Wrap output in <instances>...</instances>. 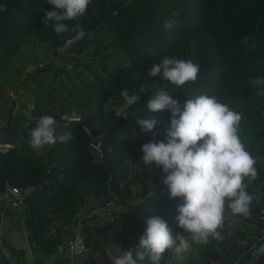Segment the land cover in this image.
I'll return each instance as SVG.
<instances>
[{
	"label": "trees",
	"instance_id": "obj_1",
	"mask_svg": "<svg viewBox=\"0 0 264 264\" xmlns=\"http://www.w3.org/2000/svg\"><path fill=\"white\" fill-rule=\"evenodd\" d=\"M0 5L4 6L0 10V104L11 103L6 108L8 115L0 119V136L10 129L16 95L20 93L18 90L11 95L7 88L18 87L27 64L42 63L30 70L33 107L32 118L23 130L25 138L0 148V191L6 183L34 186L23 199V221L43 255L63 242V225L72 222L90 196L97 200V206L114 201L127 209L117 210V218L116 209L111 217L97 213L83 217L81 232L88 259L80 264H114L117 253L119 257L138 246L146 229L144 218L151 215L166 220L174 235L183 232L175 219L183 198L170 199L162 169L154 163L146 166L142 160V145L153 139L166 142V129L170 127V109L151 112L146 107L154 98V83L167 84L166 90L181 107L196 95L208 94L242 111L246 148L253 156L264 155V96L255 95L250 85V79L264 76V0H91L79 20L78 31L94 29L101 23L99 29L63 53H92L93 60L82 68L77 62L67 68L63 62L43 63L49 54H58L66 39L77 34H57L51 24L45 26L46 12L55 10L49 0H0ZM176 12L179 15L174 17ZM170 19L178 20V25L165 29L164 23ZM66 23L74 27L76 22ZM105 48L108 51H103ZM164 55L198 64L197 82L182 87L168 84L163 81V69L150 76L153 64H159ZM49 69L53 70L51 74ZM57 74L60 86L55 85ZM140 85L147 87L148 93L140 92ZM124 88L141 97L126 111L119 95ZM109 99L112 110L106 113L104 105ZM72 107L77 108L82 120L65 123L60 113ZM42 115L56 119L57 135L70 131L73 138L66 144L46 146L37 156L29 144V131ZM142 117L159 122L153 130L155 136L136 124ZM82 124L90 128V134ZM95 138L101 140V161H95L90 150ZM256 167L258 178L247 188L253 196L264 194V161L257 162ZM251 205V213H258L262 236L238 232L244 245L256 248L264 242V201L253 199ZM230 213L226 208L222 241L192 245L190 251L199 253L204 264L219 262L227 252L224 232L231 228L227 219ZM54 220L61 224L48 230ZM242 221L248 227L246 219ZM172 255L165 253L168 264ZM34 264L46 263L38 259Z\"/></svg>",
	"mask_w": 264,
	"mask_h": 264
},
{
	"label": "clouds",
	"instance_id": "obj_2",
	"mask_svg": "<svg viewBox=\"0 0 264 264\" xmlns=\"http://www.w3.org/2000/svg\"><path fill=\"white\" fill-rule=\"evenodd\" d=\"M55 10L47 11L43 22L51 24L57 34L77 31L83 36L79 20L86 14L91 0H49ZM179 13H173L178 16ZM66 21H75L70 27ZM178 20L164 23L165 29H173ZM163 69V81L182 87L196 83L200 66L192 60L162 56L159 64H153L150 76H156ZM250 85L257 96H264V76L250 79ZM156 89L154 98L147 103V109L157 112L170 109V127L164 140L146 142L142 145V160L146 166L161 168L165 177L169 198H183L175 216L183 232L173 234L169 224L162 217L151 215L144 218L146 229L133 250L124 251L114 264H168L165 253H174L185 258L192 245L207 246L213 240L224 239L222 230L226 208L233 215L249 217L254 196L249 194L248 184L258 178L257 160L247 150L242 139L244 113L221 101L215 95L200 94L188 99L181 107L180 102L166 90L167 84L152 85ZM140 92L149 89L140 85ZM123 110L137 103L141 97L124 88L119 93ZM112 110L111 99L104 105L107 113ZM159 122L154 118L142 117L136 121L141 131L152 132ZM56 119L42 115L36 127L29 131V144L39 156L46 146L66 144L72 133L56 134ZM63 180V176L60 177ZM247 181V182H246Z\"/></svg>",
	"mask_w": 264,
	"mask_h": 264
},
{
	"label": "rangeland",
	"instance_id": "obj_3",
	"mask_svg": "<svg viewBox=\"0 0 264 264\" xmlns=\"http://www.w3.org/2000/svg\"><path fill=\"white\" fill-rule=\"evenodd\" d=\"M109 48H105L103 51H108ZM102 51V52H103ZM110 51V50H109ZM85 52H81V53H66L63 54L62 52H60V50L58 49V56H53L51 54H49L48 58L46 61H44L43 63H46L47 61H51L54 60V65L57 63H64L65 67H70V66H74L72 65V63H79L78 67H84L85 64L87 62H90L93 60L92 57L93 54L92 53H86ZM101 52V53H102ZM43 56V55H41ZM72 56V57H71ZM71 57V58H70ZM75 57V58H74ZM98 56H96L95 58H97ZM112 56H110V58L108 57V60L111 61ZM70 58V59H69ZM42 64V63H41ZM39 64H34V63H29L27 64V66L25 67L24 73L22 78H20V80H18L19 84L18 87L16 88L15 86H11L9 88H7V91L9 92V94L12 95H16V91H20L19 96L16 95V102L14 105V109L16 108L17 104L22 101L25 102L27 104V106L29 107V109H32L33 107V92H32V88L33 85L31 83L30 85V81L29 79L31 78L30 73H31V69L36 66L41 65ZM52 69H49L50 74L52 73ZM49 74V76H50ZM48 76V77H49ZM16 85V84H15ZM55 85L60 86L61 82L59 81L58 78V74L56 76V81H55ZM32 104V106L28 105ZM11 103L5 101L4 103L0 104V119H3L5 117V115H8V112L6 110L7 107H10ZM13 109V111H14ZM75 110L77 112H79L77 110L76 107H72L69 111ZM13 111H12V115H13ZM65 113V112H64ZM63 114L60 113V115ZM31 115V112H30ZM254 158H256L257 162L260 161H264V155H254ZM264 201V199H262ZM99 214H103V215H109L110 213H112V211H108L103 209V211L98 212ZM242 219H246L248 223V227L246 225L243 224H238V222L234 221L233 219H231L232 217L228 218V221L231 222L230 223V229L226 232H224V236H225V242L227 243V252H225L222 256V259L219 262H214V264H240L243 262L245 255H247L248 252H250L252 249H255L254 245L247 247V244L244 245L243 241H241L240 237H239V232L238 230H241L242 233H247L259 238L262 236V227L260 226V223H258L257 220H259L258 218V213L256 215L252 214L249 217H243L241 216ZM255 251V250H254ZM182 263H181V262ZM169 264H204L203 263V259L201 257V255L199 253H193V251H190L188 253L185 254V258L184 259H180L179 257H177L174 253L170 258ZM264 264V263H263Z\"/></svg>",
	"mask_w": 264,
	"mask_h": 264
},
{
	"label": "crops",
	"instance_id": "obj_4",
	"mask_svg": "<svg viewBox=\"0 0 264 264\" xmlns=\"http://www.w3.org/2000/svg\"><path fill=\"white\" fill-rule=\"evenodd\" d=\"M31 118L32 116L30 115V120ZM23 201L20 203H10L9 205L0 206V244L3 247V256L0 260V264H34L38 259L44 260L46 264H69L66 257L57 251V247L52 253L46 255H43L39 251L30 231L24 225L23 211L25 208ZM96 201L97 200L92 196L88 197L86 205L80 208L79 212H77L74 217L75 220L73 219L72 222L63 225V241L66 237L72 234L73 230H75L74 226L80 221L79 217H81L86 211L92 208L99 209L98 212L103 211L100 210L102 206L96 205ZM97 214L101 216H109L101 213ZM230 217L238 222V224L244 225L240 215H233L230 213L228 218ZM60 224L61 222L54 220L50 223L48 230H52ZM225 244L227 245L226 242ZM80 263L81 262L78 260H73L70 264Z\"/></svg>",
	"mask_w": 264,
	"mask_h": 264
},
{
	"label": "built area",
	"instance_id": "obj_5",
	"mask_svg": "<svg viewBox=\"0 0 264 264\" xmlns=\"http://www.w3.org/2000/svg\"><path fill=\"white\" fill-rule=\"evenodd\" d=\"M4 6L0 5V10L3 9ZM29 106H32L30 104ZM60 118L65 122H71V121H81V114L75 110L65 112L61 114ZM83 130L90 134V128L86 124H82ZM96 142L93 144V140L91 141V145L100 153V156H102V151H101V140L100 138H95ZM8 146H1L0 148H5ZM34 191V186L33 185H27L24 187H18L16 185L6 183L4 188L0 191V206L2 205H9L10 203H20L23 201L24 198L29 196L32 192ZM250 194V193H249ZM254 199H256L257 202H262L264 199V194L259 193L254 195ZM123 210L125 211L127 207L122 204H117L114 201H109L105 206H102L100 210H105L112 211V213L109 214V217L113 216V210ZM252 209V205H251ZM99 209H90L86 211L81 217H79V220L77 224L74 226L75 230H73L72 234L68 236L62 243H60L57 246V251L60 252L61 255L65 256L69 264L73 260H78L80 262H83L88 259V251H87V246L85 243L84 235L81 232V224H82V219L86 215H91L92 213H98ZM261 215L263 216L262 220H264V210L262 211ZM3 256V247L0 244V260Z\"/></svg>",
	"mask_w": 264,
	"mask_h": 264
},
{
	"label": "water",
	"instance_id": "obj_6",
	"mask_svg": "<svg viewBox=\"0 0 264 264\" xmlns=\"http://www.w3.org/2000/svg\"><path fill=\"white\" fill-rule=\"evenodd\" d=\"M100 24L101 23H98L94 29L83 28L81 30L84 33L83 36H78L76 34L75 36L66 39L59 46L60 52L65 53L66 51L72 49L76 45V43L80 42L85 35L95 33L99 29ZM50 63L53 64L54 60H51ZM29 121H30V109L28 108L25 102L20 101L13 111V115L10 122L11 124L10 129L0 136V145L9 147L18 143L23 138H25L23 130L28 125ZM95 142L96 139H94L92 143L94 144ZM90 150L94 155V160L101 161L102 158L100 156V153L92 145L90 146ZM48 167H49V163L46 161L45 169H48ZM43 178H45V174H43ZM112 184L113 183H111V185ZM263 259H264V242H261L255 248V251L253 252L251 257L245 259V261L242 264H260V262Z\"/></svg>",
	"mask_w": 264,
	"mask_h": 264
}]
</instances>
